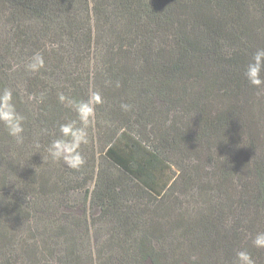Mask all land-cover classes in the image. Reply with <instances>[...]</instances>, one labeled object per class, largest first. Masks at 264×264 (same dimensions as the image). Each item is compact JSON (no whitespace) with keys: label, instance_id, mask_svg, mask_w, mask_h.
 Masks as SVG:
<instances>
[{"label":"trees","instance_id":"obj_1","mask_svg":"<svg viewBox=\"0 0 264 264\" xmlns=\"http://www.w3.org/2000/svg\"><path fill=\"white\" fill-rule=\"evenodd\" d=\"M0 175V264H264V0H0Z\"/></svg>","mask_w":264,"mask_h":264},{"label":"rangeland","instance_id":"obj_2","mask_svg":"<svg viewBox=\"0 0 264 264\" xmlns=\"http://www.w3.org/2000/svg\"><path fill=\"white\" fill-rule=\"evenodd\" d=\"M0 188H4L0 190V209H3L6 205H8L11 200L16 197L22 198L25 196V192L23 189L17 187L16 183L12 180L4 178L0 175Z\"/></svg>","mask_w":264,"mask_h":264}]
</instances>
